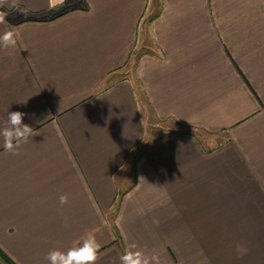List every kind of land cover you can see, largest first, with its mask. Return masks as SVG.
<instances>
[{
    "label": "crops",
    "instance_id": "1",
    "mask_svg": "<svg viewBox=\"0 0 264 264\" xmlns=\"http://www.w3.org/2000/svg\"><path fill=\"white\" fill-rule=\"evenodd\" d=\"M16 3L0 127L21 111L36 133L19 155L0 140V250L49 264L92 232L97 264L131 243L161 264H264V0ZM152 117L174 127L149 138Z\"/></svg>",
    "mask_w": 264,
    "mask_h": 264
},
{
    "label": "clouds",
    "instance_id": "2",
    "mask_svg": "<svg viewBox=\"0 0 264 264\" xmlns=\"http://www.w3.org/2000/svg\"><path fill=\"white\" fill-rule=\"evenodd\" d=\"M7 0H0V6H4ZM12 7L19 13L27 15L28 12L19 7L16 0H12ZM8 14L0 12V23L6 21ZM18 33L6 31L0 34V48H15ZM27 114L21 111L7 112L6 122L0 127V140L3 149L12 155H19L20 148L32 138L36 131L29 124L24 123ZM190 123V122H189ZM141 179H144L141 177ZM68 195L63 194L59 197L61 206L68 203ZM67 222V217H65ZM101 248L96 236L92 232L86 233L80 241H77L67 251L59 249L50 250L46 256L49 264H97L98 253ZM119 264H161L159 257L155 254H148L136 243H131L126 250L119 256Z\"/></svg>",
    "mask_w": 264,
    "mask_h": 264
},
{
    "label": "rangeland",
    "instance_id": "3",
    "mask_svg": "<svg viewBox=\"0 0 264 264\" xmlns=\"http://www.w3.org/2000/svg\"><path fill=\"white\" fill-rule=\"evenodd\" d=\"M153 121H152V125L156 128V130H154L152 135H149V138H153L158 136L160 133H163L165 130L174 127L172 125L171 122H164V121H159L158 119H156L155 117H152ZM150 126V128H153V126ZM158 132V133H156Z\"/></svg>",
    "mask_w": 264,
    "mask_h": 264
},
{
    "label": "trees",
    "instance_id": "4",
    "mask_svg": "<svg viewBox=\"0 0 264 264\" xmlns=\"http://www.w3.org/2000/svg\"><path fill=\"white\" fill-rule=\"evenodd\" d=\"M39 16H32V19H40ZM0 264H15L10 258H8L1 250H0Z\"/></svg>",
    "mask_w": 264,
    "mask_h": 264
}]
</instances>
